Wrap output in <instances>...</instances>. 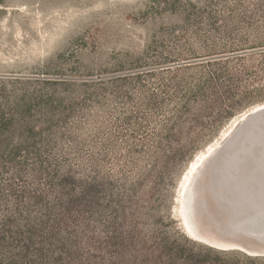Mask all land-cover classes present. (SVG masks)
Returning a JSON list of instances; mask_svg holds the SVG:
<instances>
[{
  "label": "trees",
  "instance_id": "16d2710c",
  "mask_svg": "<svg viewBox=\"0 0 264 264\" xmlns=\"http://www.w3.org/2000/svg\"><path fill=\"white\" fill-rule=\"evenodd\" d=\"M163 3L184 14L174 39L185 50L150 51L93 78L43 66L0 80V264H264V255L190 238L164 209L171 166L247 101L249 83L264 82V0ZM131 90L162 117L161 168L133 179L102 168L111 139H94L85 155L76 134L90 124L103 134L91 104L107 91L130 100ZM184 135L191 144L175 146Z\"/></svg>",
  "mask_w": 264,
  "mask_h": 264
},
{
  "label": "rangeland",
  "instance_id": "374dc122",
  "mask_svg": "<svg viewBox=\"0 0 264 264\" xmlns=\"http://www.w3.org/2000/svg\"><path fill=\"white\" fill-rule=\"evenodd\" d=\"M186 1L201 5L206 0ZM234 1L226 0L228 5ZM239 12L238 9L235 11L236 14ZM183 24L184 14L172 11L163 0H0V80L10 75L35 74L43 66L62 68L60 72L65 74L76 73L79 77L92 78L99 73L107 71L110 74V71L118 70L116 65L128 70L136 66L132 65L136 58L150 51L185 50L182 49L183 42L176 43L174 39L181 33ZM190 50L202 55L207 49L190 41ZM193 72L191 69L184 71L187 75ZM247 89L251 90L247 101L206 139L195 141L192 149H188L165 175L167 202L164 209L170 211L175 226L186 235L185 225L189 227V220L182 209V202L189 163L211 144L221 142L235 118L250 107L264 102L263 81H253ZM141 97L138 90H131V99L122 102L110 92H105L101 105L91 104L88 109L90 113L98 115L99 130L103 134L92 124L76 132L84 144L85 155L90 152L94 139L100 140L106 136L111 139L113 148L109 149L113 151H108L102 168L110 172L116 171L110 167L124 171L130 179L149 172L154 175L162 165L156 163L158 153L154 150L157 140L155 132L161 130L162 117L147 112ZM141 113L146 114L145 119H139ZM126 116L138 123L125 124ZM132 131L138 133L132 137ZM187 137L184 135L178 143L175 141V146L186 142L190 145ZM133 148L137 151H132ZM208 164V160L205 161L194 176L196 183L191 215L196 221V228L208 240L222 242L225 240L221 230L227 213L205 189L211 175ZM188 176L191 174L188 173Z\"/></svg>",
  "mask_w": 264,
  "mask_h": 264
},
{
  "label": "water",
  "instance_id": "95a60500",
  "mask_svg": "<svg viewBox=\"0 0 264 264\" xmlns=\"http://www.w3.org/2000/svg\"><path fill=\"white\" fill-rule=\"evenodd\" d=\"M263 120L264 105L249 112L245 118H241L240 121L237 122V125L229 138H234L236 135L240 134L239 131L241 132L243 129H254L252 131H255L258 126L263 128ZM228 139L227 141L230 140ZM224 141L217 152L208 159L211 175L209 181L205 184V189L208 190L212 200L227 213V220L221 230L225 241H210L198 229H196L197 235L193 239L218 248H235L248 254L264 255V227L262 225L264 222V215L263 217L261 216V218H259V214L256 215V212L259 211V209H264V199L258 198L255 194L258 190L256 178L249 179L245 183L243 182L244 180L242 175L240 176L235 174L233 177L230 175H226L224 177L223 174L220 173L221 162L224 159V154L226 151H230L229 148H227L228 144H224L226 142ZM256 148L257 146L253 149V153L245 152L239 155V161L237 164L240 168L239 172H243L245 170L251 171L254 174H259L260 167L257 162L260 160H258L259 155L255 154ZM240 186L250 192L251 190H254V192H251L250 194L253 197V200H256L254 201L255 205L244 197L245 193L243 192L245 191L242 188L241 191L243 192H241L240 189H238ZM202 202H204V200H202ZM252 216L258 218V222L246 223V220Z\"/></svg>",
  "mask_w": 264,
  "mask_h": 264
},
{
  "label": "bare ground",
  "instance_id": "6f19581e",
  "mask_svg": "<svg viewBox=\"0 0 264 264\" xmlns=\"http://www.w3.org/2000/svg\"><path fill=\"white\" fill-rule=\"evenodd\" d=\"M264 105V102L256 104L246 111H244L239 118H235L233 120V124L231 127L227 130L225 133L224 139L221 142H216L215 144H211L205 151L200 152V154L196 155L194 159L191 160L189 163V171L188 173L191 174V176H188V173L185 176L186 179V185L184 188V193H183V202H182V209L185 211L186 216L188 217L189 220V227L185 225V232L188 234L190 238H195L196 234V221L194 220V217L191 215V212L193 211V198H194V186L196 183V172L199 171V168L203 165L205 161H207L209 158H211L217 150L220 148L222 142L224 141V144H228L227 148H229L230 151H226L224 154V159L221 162V168H220V173L223 174L225 177L226 175H230L233 177V175H242L243 182H247L249 179L256 178L257 180V187L258 190L255 192V194L258 196V198L264 199V126L261 128V126H258L255 131H252L254 129H243L241 132L239 131L240 134L236 135L234 138L230 139L229 137L231 136L235 126L237 125V122L240 121L241 118H245V116L255 110L256 108H259L260 106ZM261 120V119H260ZM264 123V120L262 121ZM230 140H229V139ZM227 139L229 141H227ZM246 140V141H244ZM257 146L255 150V154L259 155L257 164H259L260 167V172L259 174H254L251 171H243L239 172L240 168L238 167V157L241 153L245 152H252L253 149ZM228 150V149H227ZM235 177V176H234ZM237 178V177H235ZM243 187H238L240 191L242 190ZM245 192L244 197L247 198L250 202H252L253 205H255L256 200H253V197L251 196V192H254V190H246L243 188ZM264 203V202H263ZM264 205V204H263ZM181 209V210H182ZM182 213V212H181ZM259 214V218L261 216L263 217L264 215V209H259V211L256 212V215ZM255 215V216H256ZM183 216V215H182ZM249 217L248 220H246V223H257L258 218L256 217ZM184 218V216H183ZM185 220V218L183 219ZM262 223V222H261ZM260 223V224H261ZM263 227H264V222H263ZM261 232V231H260Z\"/></svg>",
  "mask_w": 264,
  "mask_h": 264
}]
</instances>
